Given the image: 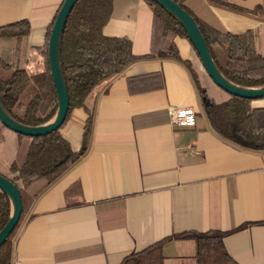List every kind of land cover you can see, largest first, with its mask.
<instances>
[{
  "label": "crops",
  "instance_id": "obj_1",
  "mask_svg": "<svg viewBox=\"0 0 264 264\" xmlns=\"http://www.w3.org/2000/svg\"><path fill=\"white\" fill-rule=\"evenodd\" d=\"M64 1L0 0V28L20 21L31 25L28 36L7 44L13 70L45 71L38 48ZM222 3L264 14V0H188L186 7L222 33L259 32L263 52L264 21ZM152 28L153 13L144 0H114L104 34L130 39L133 53L144 56L151 50ZM175 42L209 97L228 101L231 96L210 78L190 41L181 36ZM153 74L160 75L162 87L145 78ZM251 106L264 109V98ZM170 108L193 109L196 125H172ZM88 112L93 125L85 156L51 186L40 182L29 191L43 190L14 238L13 264H122L165 238L211 230L234 231L225 246L238 264H264V152L213 131L185 64L140 61L97 86L63 129L75 151L83 146ZM29 144L7 132L1 165H21ZM163 254L164 264H196L195 241L172 240Z\"/></svg>",
  "mask_w": 264,
  "mask_h": 264
},
{
  "label": "trees",
  "instance_id": "obj_2",
  "mask_svg": "<svg viewBox=\"0 0 264 264\" xmlns=\"http://www.w3.org/2000/svg\"><path fill=\"white\" fill-rule=\"evenodd\" d=\"M113 1L79 0L68 17L61 46V64L70 101L65 124L73 110L85 108L88 96L97 86L121 74L131 65L145 60L173 59L189 69L213 131L244 149L264 152V109H253L251 104L254 100L250 99L231 96L224 103H216L209 97L190 63L181 58L176 45L177 37L188 39L182 25L153 0H144L153 13L151 50L147 55L136 56L130 39L112 38L104 34L112 16ZM172 1L194 18L217 68L227 80L243 88L264 87V51H259L257 47L259 32L249 31L242 35L222 33L189 11L186 7L188 0ZM222 6L264 21L260 8L245 11L229 4L222 3ZM54 23L48 29L44 46L38 48L44 57L46 69L34 75L10 67V48L7 46L14 38L28 36L31 33L30 23L20 21L0 28V104L12 119L28 127L46 125L58 110V94L49 59V42ZM145 78L156 81L155 88L162 87V83H157L161 78L159 74ZM88 114L83 146L78 151L73 149L63 133L65 124L50 134L31 138L12 132L0 120V147L6 142L7 132L14 133L20 139L30 140L26 158L21 165L13 162L6 169L0 163V175L17 185L24 208L15 230L0 246V264H13L14 238L43 190L33 195L29 191L40 182H45V188L51 186L87 153L93 125V116L90 112ZM10 216L11 202L0 190V232ZM247 226L243 225L235 231ZM233 232L211 230L177 234L143 251L132 253L122 264H164L163 249L172 240H194L196 264H238L225 246V238Z\"/></svg>",
  "mask_w": 264,
  "mask_h": 264
},
{
  "label": "water",
  "instance_id": "obj_3",
  "mask_svg": "<svg viewBox=\"0 0 264 264\" xmlns=\"http://www.w3.org/2000/svg\"><path fill=\"white\" fill-rule=\"evenodd\" d=\"M79 0H65L55 20L49 42V59L53 80L58 94V110L55 117L46 125L28 127L12 119L0 104V120L12 132L26 137H39L60 129L66 122L70 101L61 64V46L65 26L70 13ZM169 14H171L184 28L188 39L198 53L208 75L215 84L230 96L250 100L264 98V87L243 88L227 80L219 71L209 51L205 39L194 18L172 0H153ZM0 190L6 194L11 202V216L6 226L0 232V246L13 233L23 213V202L20 190L16 184L0 175Z\"/></svg>",
  "mask_w": 264,
  "mask_h": 264
},
{
  "label": "built area",
  "instance_id": "obj_4",
  "mask_svg": "<svg viewBox=\"0 0 264 264\" xmlns=\"http://www.w3.org/2000/svg\"><path fill=\"white\" fill-rule=\"evenodd\" d=\"M169 113L174 126L186 128L196 125V112L193 109L170 108Z\"/></svg>",
  "mask_w": 264,
  "mask_h": 264
}]
</instances>
